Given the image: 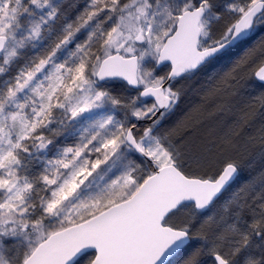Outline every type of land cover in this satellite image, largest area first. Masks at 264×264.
Segmentation results:
<instances>
[{
	"label": "snow or ice",
	"instance_id": "obj_1",
	"mask_svg": "<svg viewBox=\"0 0 264 264\" xmlns=\"http://www.w3.org/2000/svg\"><path fill=\"white\" fill-rule=\"evenodd\" d=\"M0 264H264V0H0Z\"/></svg>",
	"mask_w": 264,
	"mask_h": 264
}]
</instances>
